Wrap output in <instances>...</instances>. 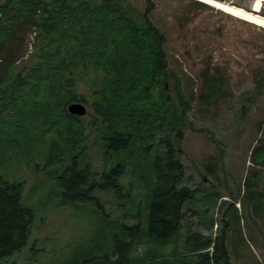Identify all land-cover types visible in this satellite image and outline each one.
Here are the masks:
<instances>
[{
	"label": "trees",
	"instance_id": "16d2710c",
	"mask_svg": "<svg viewBox=\"0 0 264 264\" xmlns=\"http://www.w3.org/2000/svg\"><path fill=\"white\" fill-rule=\"evenodd\" d=\"M245 1L234 4L249 11L246 5L251 0ZM21 8L27 15L18 10ZM36 10L40 21L34 54L20 64L21 72L12 81L9 71L19 64L0 61L1 109L10 107L15 117L11 125L21 138L25 133L19 123L24 118L35 131L28 142L40 145L47 138L45 146L37 149L45 165L58 166L66 156L54 178L63 202L95 204L100 209L96 194L113 192L120 197L127 187L125 196L135 198L133 191H144L145 211L137 214L141 217L138 222L133 226L122 223L120 235L109 237L108 250L96 251L102 255L80 264H136L134 253L143 240L164 248L172 246L169 262L154 254L150 264H231L229 240L238 247L246 237L239 228L241 217L236 209L227 220L222 219L224 226L215 238L186 230L181 257L175 242L185 224L188 204L197 201L195 189L187 185L179 143L183 128L190 125L187 116L192 103L205 109L224 97L220 68L208 64L198 93L187 98L169 68L166 35L126 0H4L0 19L12 11L10 22L16 24ZM6 34L0 27V48ZM254 83L260 89L264 78L254 77ZM247 101L241 106L242 116L255 103L249 97ZM73 103L83 105L98 122L70 115L66 108ZM6 134L4 139H11L10 144L17 148L14 134ZM260 135L249 157L258 169L250 171L242 202L251 221L260 224L264 233V185L258 188L264 176V133ZM90 137L113 162L99 173L84 158L83 147ZM7 143L0 139V168L6 170L17 164L13 160L16 154L6 150L12 147ZM128 171L132 179L125 183ZM23 191V181L0 176V262L22 251L31 235L36 216L22 201ZM208 196L214 205L221 198L216 192ZM227 229L232 231L231 238L226 236Z\"/></svg>",
	"mask_w": 264,
	"mask_h": 264
},
{
	"label": "rangeland",
	"instance_id": "374dc122",
	"mask_svg": "<svg viewBox=\"0 0 264 264\" xmlns=\"http://www.w3.org/2000/svg\"><path fill=\"white\" fill-rule=\"evenodd\" d=\"M3 1L0 0V6ZM126 1L135 10L146 13L166 35L169 68L178 78L181 91L187 98L198 93L202 71L208 64L219 67L222 72L224 97L205 109L195 101L192 103L187 116L190 125L183 128L179 143V159L186 168L187 185L195 189L197 201L188 204L189 210L185 211V224L175 240L178 254L181 257L185 252L183 240L186 230L191 228L194 232L215 238L224 226L222 219L228 218L236 209L241 217L239 228L246 237L240 240L238 247L229 240L230 263L264 264V233L260 224L251 221L242 202L245 183L251 178L250 171L258 169L249 160L252 146L260 138V133H264V86L257 89L254 83V77L264 78V27L239 19L202 0ZM193 1L202 4H194ZM215 1L235 8H239L234 4L236 1L246 2ZM263 2L251 0L248 5H243L249 6V9L251 6L255 10L260 8L257 13H250L264 18ZM18 10L27 15L26 9ZM12 11L0 19V27L7 32L0 48V61L10 60L19 64L9 71L11 81L21 72L20 64L34 54V45L39 42L36 25L40 21L39 11L36 10L26 21L21 18L12 24ZM0 17L3 16L0 14ZM6 19L9 21L5 24ZM248 97L255 103L248 106L242 116L241 106L249 102ZM4 108L2 110L0 104V139L12 146L11 139L4 138L8 137L6 133L14 134L12 138L16 139L18 146L6 150L16 154L13 160H17V164L7 170L1 166L0 176L23 181L22 201L33 208L36 217L27 245L0 264H80L83 260L102 255L96 251L109 249V237L112 233L120 235L124 230L122 223L133 226L141 218L137 215L139 211L144 214V191H133L137 194L135 198L126 197L127 187L123 188V196L120 197L113 192L96 194L101 210L95 204L63 202L54 178L58 177L61 166L66 163V156L58 166L55 163L45 165L37 149L45 146L47 138L40 145L28 142L35 131L27 118L19 123L21 132L25 133V137L21 138L19 130L11 125L15 117L10 107ZM83 116L86 122H98L89 111ZM83 152L94 172L99 173L113 163L92 137L83 147ZM130 178L132 176L128 171L123 181L126 183ZM263 185L264 176L260 178L258 188ZM212 192L221 197L215 205L209 201L211 197L208 194ZM226 236L232 237L230 229H227ZM171 253L172 246L164 248L143 240L134 253L137 256L134 261L136 264H150V258L155 254L162 262H169Z\"/></svg>",
	"mask_w": 264,
	"mask_h": 264
},
{
	"label": "bare ground",
	"instance_id": "6f19581e",
	"mask_svg": "<svg viewBox=\"0 0 264 264\" xmlns=\"http://www.w3.org/2000/svg\"><path fill=\"white\" fill-rule=\"evenodd\" d=\"M202 1L208 3L209 5L215 6L219 9L225 10L226 12L230 13L231 15L235 17H238L239 19L245 20L250 23H255L256 25L260 27H264V18H261L255 14L246 12L243 9L224 5L222 3L216 2L215 0H202Z\"/></svg>",
	"mask_w": 264,
	"mask_h": 264
},
{
	"label": "water",
	"instance_id": "95a60500",
	"mask_svg": "<svg viewBox=\"0 0 264 264\" xmlns=\"http://www.w3.org/2000/svg\"><path fill=\"white\" fill-rule=\"evenodd\" d=\"M250 10L252 12H256V10L253 6H251ZM67 112L70 115L81 117L86 113V109L83 105H81L79 103H73V104H70L67 106Z\"/></svg>",
	"mask_w": 264,
	"mask_h": 264
}]
</instances>
